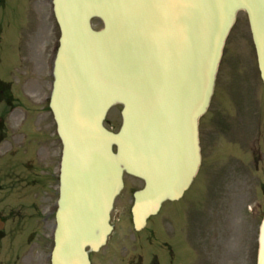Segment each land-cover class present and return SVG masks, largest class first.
<instances>
[{"label":"water","instance_id":"obj_1","mask_svg":"<svg viewBox=\"0 0 264 264\" xmlns=\"http://www.w3.org/2000/svg\"><path fill=\"white\" fill-rule=\"evenodd\" d=\"M54 9L60 38L49 106L62 156L51 264H90L86 248L98 250L111 231L123 171L145 182L134 195L135 228L190 184L197 120L238 11L264 84V0H54ZM115 104L116 133L103 126ZM256 264H264V216Z\"/></svg>","mask_w":264,"mask_h":264},{"label":"rangeland","instance_id":"obj_2","mask_svg":"<svg viewBox=\"0 0 264 264\" xmlns=\"http://www.w3.org/2000/svg\"><path fill=\"white\" fill-rule=\"evenodd\" d=\"M8 2L10 10L23 8L21 0ZM27 6L28 2L24 6L26 11L22 25V11L19 10L20 14L10 12V24L0 41V80L3 83L10 82L12 88L10 98L0 92V215L8 219L4 234L0 237V264H34L27 252L42 240L51 221L46 222L44 230L42 224L37 226L41 221L37 209L34 215L33 210L26 206L30 192L24 191L27 188L25 182H17L20 178L15 176H25L27 170L23 168L22 162L35 160V157L38 164L42 157L47 161L48 157L41 155V151L36 155L34 139L37 134L33 130L38 127L49 131L54 127L49 117L40 118L42 122H36V125L33 123V130L31 122L24 123L25 138L18 129L22 115L25 114L24 107L20 106L22 103L28 108V115H35L41 110L40 104L29 102L28 91L38 95L44 88L40 79L42 49L49 40L44 36L40 6L33 13V24L26 22V12L31 9V4L28 9ZM41 7L45 9V6ZM33 25L34 32L31 34ZM93 25L95 28L100 27L96 20ZM15 40L18 46L17 61ZM43 77L48 79L47 75ZM119 110L120 106H114L106 115L105 125L112 130L119 127ZM41 114L47 116L50 113L38 115ZM213 115L214 133L211 123ZM200 137L202 161L195 184L180 200L169 202L163 209L166 215L177 219L168 226L170 231L178 233L174 258L187 264L192 257V251L184 247L181 230H178L182 227L183 212L190 205L195 211L198 202L203 264H255L258 226L264 213V86L259 78L244 12L237 13L225 40L215 77L214 93L208 111L200 121ZM13 151L15 154L12 155ZM57 151L60 156V141ZM8 173L11 174L7 176ZM9 185L14 187L9 188ZM121 199L116 204V208L120 209L117 216L119 220H116V209L111 213L114 232L100 250L90 252L92 264H118V260L133 259L136 253L129 250L133 249L132 243L138 237L141 238L137 244L142 239L145 241L148 225L140 232H133L126 210L122 212L119 207ZM36 204L38 212L44 209V197ZM41 218H44L43 213ZM28 233L29 236L30 233L34 235L27 242ZM142 257L146 258V254H142Z\"/></svg>","mask_w":264,"mask_h":264},{"label":"flooded vegetation","instance_id":"obj_3","mask_svg":"<svg viewBox=\"0 0 264 264\" xmlns=\"http://www.w3.org/2000/svg\"><path fill=\"white\" fill-rule=\"evenodd\" d=\"M28 2L27 9L29 7V3L31 4V9L26 12V18H27V24H33L35 22V17L33 16V13L36 12V7L40 6V14L42 16V21L44 23L43 27L45 28L44 36L49 39L46 41V43L42 44V78L41 84L44 83V88L41 89L40 93L38 95H33V93H29L28 91V97L30 98V101H33L37 104H40L41 110L39 113L43 112H50L48 108V85H49V79H44L43 75L45 76L47 73L50 72V68L52 65L53 55L54 51L56 50L58 46V22L56 20V17L53 13V0H21V5L23 6L22 10V21L21 25L24 22V12L26 9H24V6H26ZM41 6H45V9H42ZM18 9L10 10V4L8 0H0V41L3 37V35L6 33V27L10 24V12L19 13ZM20 14V13H19ZM35 14V13H34ZM34 17L33 19H29L30 17ZM42 25V24H41ZM21 27V26H20ZM19 27V30H20ZM17 29V32H19ZM31 34L34 32V25L30 29ZM17 36V33H16ZM16 41V57H18V46H17V40ZM42 41V39H41ZM18 60V58H17ZM33 97V98H32ZM10 98V97H9ZM28 105H31V103H28ZM24 107V110L26 113L22 115V121L19 124L20 132L24 134L23 138H25V128L24 123L31 122V129L34 125H36V122H42L43 118H52L51 114L45 115H38L39 113L35 115H28L27 111L28 108H25L23 103L20 105ZM31 107V106H30ZM38 118V120H36ZM42 118V119H40ZM29 119V120H27ZM36 120V121H35ZM51 120V119H50ZM2 121V120H0ZM39 122V123H40ZM50 122V121H49ZM53 122V118H52ZM212 130H214V117L212 118ZM54 124V122H53ZM33 130V129H32ZM20 133V134H21ZM33 133L37 134L36 138L34 139L37 150L36 155L41 151V155H44V157H48L47 161L44 160V158L39 159V163L36 160H28L26 162H22L23 168L27 170L25 173V176H21L16 174V178H20L19 180H16L17 182H21L24 184L25 187H27L24 191L30 192V194H26L28 198V205H26L29 209L33 210L35 215V210L37 209V214L39 220V223H37V226L39 224H42V229L44 230L46 226V222L51 220L47 227V233L41 234L42 240L40 242H36V244L33 247V250H28L27 256L31 259V261L34 262V264H39L43 258V256H47L48 253L45 254L46 250L49 249V241L47 240V236L49 235L51 237L52 230L55 223V212L57 208V198H58V187H59V163H58V142L59 138L56 132V126L54 124V127L51 128L49 131H43L42 129H39L38 127H35L33 130ZM199 142H201L200 137V122H199ZM42 146V147H41ZM40 148V149H39ZM42 149V150H41ZM12 155L15 154V151L11 153ZM50 156V157H49ZM11 173H8L7 176H9ZM198 174V173H197ZM197 176V175H196ZM123 188L119 194V198H122L121 200V206H119L123 212V209H125L127 212L130 213V208L133 203V193L134 191L141 189L144 185L143 181L137 177L130 176L127 174L123 175ZM14 183V182H13ZM12 185V184H10ZM14 187V186H11ZM50 188V189H49ZM44 197V202L46 201V204L44 205V209H41L40 212H38V205L37 202H40L42 198ZM118 197H116L113 208L116 209V219L118 214L120 213V209L116 208V204H118ZM168 204V201H164L161 203L158 211L154 214L148 217L146 220L147 226V233L144 237L145 242H143V239L141 242H139L136 246L134 244V247L132 251L136 253V258L133 259H127V260H119L118 264H182V260L175 259V250L177 247V232L176 231H170L168 229L169 223L173 220H177L175 217L172 219L171 216L166 215V213L163 211L164 207ZM198 205L195 207V212L191 211V207L189 206L182 215V227L178 230V232L181 230V238L183 240L184 247L188 250L192 251V257L188 260L187 264H203L202 259V228H201V214L197 210ZM42 213L44 214V218H41ZM32 215V214H30ZM131 216V214H130ZM8 219L5 220V222ZM45 225H43V223ZM145 226L141 229L143 230ZM41 232V231H40ZM177 233V234H176ZM33 233H28V236L26 238L27 242L31 241L33 238ZM3 236L0 235V237ZM39 245L42 247L39 248ZM146 254V258L142 257V254Z\"/></svg>","mask_w":264,"mask_h":264}]
</instances>
